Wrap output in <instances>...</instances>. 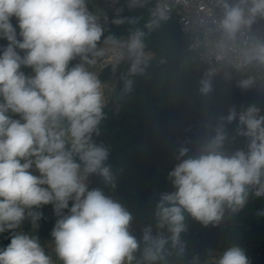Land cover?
<instances>
[{
  "label": "clouds",
  "instance_id": "obj_1",
  "mask_svg": "<svg viewBox=\"0 0 264 264\" xmlns=\"http://www.w3.org/2000/svg\"><path fill=\"white\" fill-rule=\"evenodd\" d=\"M220 2L219 27L228 39L264 17V0ZM154 15L149 28L168 18L159 9ZM103 32L87 0H0V41L6 42L0 44V234L10 240L0 248V264H160L169 242L183 253L189 217L216 226L241 212L250 196L264 197V115L255 105L240 112L232 107L194 151L178 148L168 173L172 190L160 193L155 205L157 232L148 225L141 238L132 233V212L105 192L116 189L117 177L109 147L96 139L106 100L89 66L103 55ZM144 35L137 29L127 41L135 58L129 75L143 72ZM253 60L264 64V42L245 56V63ZM132 83L125 80V92ZM201 85L202 93L212 91L211 79ZM234 121L236 135L247 140L244 149L227 147V125ZM92 177L103 187H92ZM45 206L56 218L50 233L55 261L39 236L23 230L25 221L39 227ZM210 264L251 261L232 244L211 255Z\"/></svg>",
  "mask_w": 264,
  "mask_h": 264
},
{
  "label": "trees",
  "instance_id": "obj_2",
  "mask_svg": "<svg viewBox=\"0 0 264 264\" xmlns=\"http://www.w3.org/2000/svg\"><path fill=\"white\" fill-rule=\"evenodd\" d=\"M129 1L121 0L109 11L106 22H100L104 29L101 40L107 36V26L113 24L115 17L125 14ZM148 3L151 5L147 10L140 12V8H137L133 13L132 18L138 16L131 22V32L137 29L143 32L158 31L148 48L155 52V57L150 60L141 58L142 73L129 75L133 61L109 65L101 72L103 80L117 78V84L106 101V119L100 126V136L96 137L98 142L109 147L108 163L117 177L116 189L105 188V192L132 212L134 219L131 230L138 239L145 226L151 225L153 233L157 232L155 205L160 193L172 190L168 173L178 163L176 156L181 145L194 151L202 142L203 134L209 133L207 130L214 128L230 108L235 107L237 112L243 111L240 105L243 93L245 101L251 98L257 100V107L264 115V100L250 87L243 89L239 86L240 81L244 80L241 76L219 65L214 71L210 65L199 60L195 51L189 49L187 38L179 30L173 13L165 12L168 18L161 20L163 24L159 27H147L152 20L157 19L154 15V1L148 0ZM152 5L155 8L153 11ZM111 38L116 40L115 37ZM3 43L6 42L0 41V44ZM161 56L164 60L159 61ZM167 65L171 67L167 70L171 75L169 92L165 90V80L160 78V69ZM210 71L214 73L211 77L207 75ZM126 79L133 82L130 92L124 91ZM204 79H211L212 82V91L208 94L200 91L201 81ZM214 96H220V116H202L204 113H211L209 107L217 106ZM236 123L234 121L227 125L229 150L244 149L247 145L246 138L236 135ZM91 186L103 187L97 177H92ZM261 212H264V197L250 196L247 206L241 212L234 216L226 215L219 225L205 227L189 217L186 220L187 231L181 237L185 245L183 253L179 254L169 242L166 245L169 254L160 264H184L193 252H197L200 258V250L206 247L222 249L232 244L242 246L237 230H244L247 226L251 227L253 238L251 243L243 247L251 264H264V216L259 215ZM53 226L52 221L42 219L33 234L42 240L49 235ZM224 226L230 230L226 234L227 244H211L206 239L207 233H219ZM159 231L169 235L166 229ZM197 240L201 242L199 249H192ZM9 242L7 238L5 246ZM255 254L259 257L256 258Z\"/></svg>",
  "mask_w": 264,
  "mask_h": 264
},
{
  "label": "built area",
  "instance_id": "obj_3",
  "mask_svg": "<svg viewBox=\"0 0 264 264\" xmlns=\"http://www.w3.org/2000/svg\"><path fill=\"white\" fill-rule=\"evenodd\" d=\"M120 1L99 0L108 11L113 10ZM153 1L156 10L174 14L179 30L187 38L189 49L197 53L200 61L210 65L214 71L219 65L234 71L244 80L251 78L253 83L250 88L264 100V64L255 60L245 63V56L251 54L254 46L264 42V17L257 16L250 27L243 28L234 39H228L219 27V20L223 16L220 0ZM228 2L233 4L239 0ZM87 7L92 13L88 0ZM98 20L102 22L103 18ZM46 250L52 254L51 249L46 247ZM198 258V253L193 252L184 264H195Z\"/></svg>",
  "mask_w": 264,
  "mask_h": 264
},
{
  "label": "rangeland",
  "instance_id": "obj_4",
  "mask_svg": "<svg viewBox=\"0 0 264 264\" xmlns=\"http://www.w3.org/2000/svg\"><path fill=\"white\" fill-rule=\"evenodd\" d=\"M130 1H129L128 6L125 10V14L118 15L114 19V20L121 19V20H123V23H121V24L113 23L111 26H107V31H108L107 36L99 42L98 48L101 46V44L106 43V39L109 37H115L116 40H114L115 43L113 42V40H107L108 43L119 44V43L127 42L129 40L130 35L132 34L131 22L134 21L138 16V15H136V17L132 18L133 13H135V10L137 8H140V12H141L142 10H147L149 8V5H151L150 3H148V0H141V1L140 0H130ZM88 2L90 4V6L92 7L91 8L92 13L98 18H103L102 23L104 22V20L106 22L109 11L101 5L99 0H88ZM151 9H152V11L155 9L153 7V5H152ZM161 24H163V21L159 22L158 25H155V26L159 27ZM123 32H125V33H123ZM157 32L158 31H149V30L144 31L145 35H144L143 39H144L145 47H144V55H143L142 59L150 60L153 57H155V52L152 49H148V48L152 45L153 39L156 37ZM132 58H134V57H132ZM95 59H96V64L98 66H100L101 64H104V63L106 64V61L104 59H100L98 57H96ZM134 59H132L129 62H122V63H130ZM161 60H164V58L162 56L160 57L159 61H161ZM170 68H171L170 65H167V66H164L163 69H160V75L162 76L160 78H163L165 80V84H166L165 90L168 92L171 90V85L169 82L171 75H170V72L168 73V71H167L168 69L170 70ZM98 78L101 80V82L104 85L105 100L107 101L110 97L112 90L115 88V86L117 84V78H109L107 80H103L101 78V75H99ZM219 97L214 98V100L217 101V106L216 107H209L210 108L209 110H211V113H204V114H202V116L210 117V116H216V114H218V116H220L218 108H219L221 101L219 100ZM240 105H241L242 110L246 109L248 106H251V105L259 106L257 100H255L254 98H251L249 101H245V94L244 93L241 95ZM222 116H224V115H222ZM212 130H213V128H209L207 130V132H209V133L203 134V137H205L206 134L207 135L211 134ZM43 213H44L45 219H49L50 221L55 223L56 218L53 215L51 206H45L43 208ZM23 230L25 232H31L33 230V225H31L30 222L25 221V223L23 225ZM221 230L222 231L219 233H216V232L215 233H212V232L207 233L208 236L206 239L211 244H213V242L214 243H220V244H227L228 241L226 238L227 237L226 234H229L230 230H228L227 227H225V226L222 227ZM50 233H49V235L44 236L42 239L47 244H51V241H52V237H51ZM237 234H238V236H241V238H239V240L241 242L242 247L245 246L246 244L251 243L253 235L251 233V227L250 226H247V228H245L244 230L238 229ZM197 242H198V247L196 249H199L201 242L198 240H197ZM223 249H225V248L222 247V249H218L215 247H206V248L200 250V258H198V260L195 264H210L211 255H214V254L222 251ZM255 257L258 258L259 255L255 254Z\"/></svg>",
  "mask_w": 264,
  "mask_h": 264
},
{
  "label": "bare ground",
  "instance_id": "obj_5",
  "mask_svg": "<svg viewBox=\"0 0 264 264\" xmlns=\"http://www.w3.org/2000/svg\"><path fill=\"white\" fill-rule=\"evenodd\" d=\"M126 45L127 42L119 44H112L108 42L103 43L98 48V50H101L103 52V55L98 56V58L104 59L106 63L130 59L132 58V56L129 55ZM104 64L101 65L103 66Z\"/></svg>",
  "mask_w": 264,
  "mask_h": 264
},
{
  "label": "water",
  "instance_id": "obj_6",
  "mask_svg": "<svg viewBox=\"0 0 264 264\" xmlns=\"http://www.w3.org/2000/svg\"><path fill=\"white\" fill-rule=\"evenodd\" d=\"M132 59L134 58H130V59H127V60H121V61H116V62H108L106 64H104L103 66H98L96 64H93V65H90L89 66V71H92L94 73L97 74V76L100 75V73L106 68L108 67L109 65H118V64H121L122 62H129L131 61ZM198 247V242H196L195 244L192 245V249H196Z\"/></svg>",
  "mask_w": 264,
  "mask_h": 264
},
{
  "label": "crops",
  "instance_id": "obj_7",
  "mask_svg": "<svg viewBox=\"0 0 264 264\" xmlns=\"http://www.w3.org/2000/svg\"><path fill=\"white\" fill-rule=\"evenodd\" d=\"M92 8V7H91ZM45 219V218H44ZM49 220V219H48ZM34 226H33V230L31 231V232H29V233H32L33 234V232H34ZM7 238H8V233H4V234H0V248H2V247H5V243H6V240H7ZM41 243L43 244V245H45L46 247H48L49 249H51V251H52V257H53V260L55 261L56 260V257H55V253H54V251L52 250V241H51V244H47L45 241H43V240H41ZM56 264H59V261H56Z\"/></svg>",
  "mask_w": 264,
  "mask_h": 264
}]
</instances>
